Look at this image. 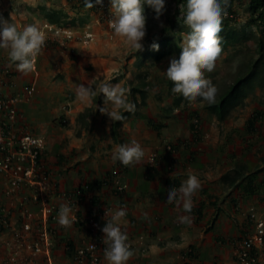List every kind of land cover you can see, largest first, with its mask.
<instances>
[{"label":"rangeland","instance_id":"rangeland-1","mask_svg":"<svg viewBox=\"0 0 264 264\" xmlns=\"http://www.w3.org/2000/svg\"><path fill=\"white\" fill-rule=\"evenodd\" d=\"M246 2L244 0L241 4L235 3L233 7L235 14L230 25L238 31L250 19ZM177 7L172 0H165L164 10L158 18L153 10L148 12L142 44L147 43L149 39L158 34L159 29L164 25V19L171 16ZM109 8V0H103L102 6H97L94 10L79 7L70 9L66 0H0V17H3L5 21L16 24L18 28L24 24L36 23L46 33L47 38L58 39L72 54L69 56L59 49L51 50L42 47L36 57L35 68L29 72L32 74L30 81L28 78L25 80L27 85H32L34 88L29 101L36 99L38 104L37 108L32 107L33 109L30 111L32 115L36 114L39 117L41 126L34 129L31 125H27L36 130L34 131L35 134L43 137L44 150L54 147L60 150L65 149L68 156H66L67 158L64 156L66 158L64 166L70 164L79 166L81 159H84L96 166L97 171L102 176L106 171L114 169L119 162L113 161L111 158L116 146L121 143H128L132 139L141 144L145 153L139 163L127 167L131 175L136 177H140L142 173L140 165H146L148 156L156 151L163 154L167 159L171 155V157H181L180 160L193 151V160L186 163V168L185 166L183 169L179 167L177 174L173 175V177L183 181L189 174H195L200 181L201 187L192 197V208L195 209L200 205V202H197L200 199L203 200L202 203L204 204L202 210L205 211L207 208V212L202 213V217L198 218L192 215V225L200 221L201 225H204V221L207 219L206 215L211 214V217L220 218L224 216L231 222H235L233 225L235 231L238 232L245 224H248L246 222L248 219L245 220V217L246 214L253 213L252 211L255 210L253 207L255 201L244 203L243 209L236 210L237 203L233 205L230 202V199L233 198V192L232 194L229 193L230 196L225 195L227 190L231 191V189L222 184L220 178L225 173L231 172L233 166L242 163L247 166L249 173L262 169V172L249 175L250 178L263 177L264 180V83L260 85L255 81L252 90L247 91L246 98L231 109L223 121H218L215 114L210 113L206 108L208 103L200 101L199 98L196 101L182 103L169 111V108L174 107V99L180 96L178 92L169 87L168 82L170 80L163 73L173 56L165 57L160 63L153 65L148 59L140 69L136 68L135 54L138 50H129L121 38L113 34L107 22L111 18ZM52 10L61 11L62 15H65L60 19V23L51 24L46 18L47 13ZM186 30L184 24L180 29L175 26L173 30L174 33L179 34L180 43L182 34ZM255 31L251 28L252 33ZM247 34L251 36L249 30ZM260 36L261 33L257 31L255 37L259 39ZM256 44L255 40L249 37L234 48L228 47L226 51L217 56L213 69L205 71V77L210 79L217 88L216 98L234 81L241 65L258 57ZM4 60L5 65L11 66L6 51L0 50V63H3ZM29 73L24 75L28 76ZM138 73H147L148 75L149 87L146 91L145 104L135 103V111L127 112L128 115L123 120L122 125L116 130V136L112 137L110 131L114 121L99 111V107L103 104V94H98L101 103L99 106L96 104L97 108L95 109L94 103H83L76 97V85L90 84L96 87L97 91L102 83L134 87L137 84L136 75ZM5 78L8 79L7 74L2 75V79ZM130 99L132 100L131 95ZM135 99L137 102L140 100L138 95L135 96ZM89 106L92 107V113L86 118V124L76 121L77 115ZM256 110L262 112V117L257 122V131L248 134L246 121ZM193 112L197 113L200 122L199 144L194 142V139L191 140V132L187 128L191 118H194ZM147 118L152 119L156 124L162 122L165 125L161 130L159 129L160 131L150 129L145 122ZM51 123L53 125H50ZM176 139H183V141L188 142L185 143V147H180L177 151L172 152V149L167 151L165 147ZM71 150L72 154L69 156ZM232 153L234 156L231 159L229 155ZM68 158L71 159L67 160ZM163 160L164 158L159 159L156 167L158 168L157 175L165 178L168 175L167 168L161 166ZM70 172L72 173V171ZM124 176L121 174L120 182L122 183H126ZM169 177L172 178V176ZM161 185L165 187L164 180H162ZM202 187L204 188L202 189ZM202 190L205 193H201ZM239 190L242 191V188ZM256 191L257 197L264 196V183L259 185ZM208 192L210 196H208ZM237 196L236 198L239 200ZM171 203L174 204V202ZM87 206L85 203L82 204L84 209H87ZM178 208V211L182 213V206L178 205ZM217 208L220 210L218 213ZM246 208H253L254 210H250L248 213ZM260 213H264V208ZM174 217L177 219V215ZM211 217L208 224L213 219ZM262 218L264 219V216ZM132 220L134 222H127L125 228L121 227L128 236L127 243L138 245L133 239L134 237L129 238L128 234H130L131 229L135 232L134 236L143 234V242L146 243H140L141 250L133 252L135 259H137V261H133L134 263L185 264L187 257L182 258L184 251L188 250L190 245L197 247L198 250L202 240L206 246L212 237L211 242L213 243L209 249H199V252L195 253L197 260L203 264H229L231 261V247L237 237L233 238V241L230 237L215 236L218 234L215 229L212 231L214 236H195L192 233L193 228L186 227L188 231H191L187 233L185 232V224L180 222L173 228L168 226L164 232L166 234H157L152 231V233H148L143 226L138 228V222L134 216H132ZM145 222L149 223V226L154 223L152 220H145ZM246 228L244 227V229ZM73 231L71 229L74 234ZM75 233L78 243L84 233L79 231H75ZM150 234L153 235L150 236ZM146 246L148 247L146 248ZM164 252H168L165 257H163ZM55 255L57 256L56 253ZM130 262L128 263L131 264Z\"/></svg>","mask_w":264,"mask_h":264},{"label":"clouds","instance_id":"clouds-1","mask_svg":"<svg viewBox=\"0 0 264 264\" xmlns=\"http://www.w3.org/2000/svg\"><path fill=\"white\" fill-rule=\"evenodd\" d=\"M102 0H84L85 8H93ZM111 18L107 21L113 34L121 38L129 50H140L145 35L144 6L153 10L158 18L163 10L165 0H109ZM182 20L186 31L182 34L178 54L171 57L164 75L172 82L171 88L188 101L215 102L217 88L205 71H211L215 60L221 52V24L224 9L222 0H185ZM46 33L36 23L17 27L0 17V50H5L10 64L21 73L31 72L35 60L46 41ZM154 49L158 48L153 44ZM98 79V77H97ZM130 87L120 84L102 83L97 91L90 84H77L76 97L83 103H91L98 94H103V104L99 111L112 121L124 119V112H134L136 104L130 99ZM97 105L95 103V109ZM145 153L141 144L132 139L128 143L116 146L112 160L122 165L131 166L139 163ZM201 187L195 174H189L179 187L167 189L165 200L182 206L184 215L178 222L190 224L193 194ZM71 208L62 203L58 209L57 219L62 226L70 225ZM126 211L122 207L109 210L108 218L102 228V240L105 242L104 256L108 264H126L131 248L127 243V234L121 228ZM105 217V214H104Z\"/></svg>","mask_w":264,"mask_h":264},{"label":"built area","instance_id":"built-area-1","mask_svg":"<svg viewBox=\"0 0 264 264\" xmlns=\"http://www.w3.org/2000/svg\"><path fill=\"white\" fill-rule=\"evenodd\" d=\"M33 92L29 85L13 96L0 95V264H103L97 249L109 208L103 214L87 212L79 195L59 189L51 169L39 162L44 139L20 124L17 109ZM165 148L171 150L169 145ZM155 156L150 154L147 162L152 164ZM125 187L115 181L118 191ZM62 203L71 208L70 225L81 228L85 237L73 251L56 244L59 230L68 240L67 228L56 226ZM248 218L252 230L233 242L229 264H264V219L252 213ZM57 248L64 253L62 262L55 256Z\"/></svg>","mask_w":264,"mask_h":264},{"label":"trees","instance_id":"trees-1","mask_svg":"<svg viewBox=\"0 0 264 264\" xmlns=\"http://www.w3.org/2000/svg\"><path fill=\"white\" fill-rule=\"evenodd\" d=\"M175 6H178L173 11V14L171 16H167L164 19V25L162 28L159 29L158 34L147 41V43L143 44V47L138 50L135 54V66L136 68L140 69L146 60H151V64L160 63L165 57L168 56H175L178 54L179 51V44H180V36L176 32L174 33L173 30L175 29V26H178V29L181 28V26L184 24L182 20V13L184 11L183 5L185 0H172ZM244 0H222V7L224 9L223 18H222V24H221V31L219 33V36L221 37V52L227 50L228 47L234 48L236 45H240L241 42L247 40L249 37L251 39L255 40L256 44V55L258 56L255 60L248 62L247 64H243L240 66L237 75L234 79V81L228 85L216 98L215 102L212 104L207 105V109L210 113L215 114L218 121H223L228 114V112L235 108L241 101L246 98V93L249 90H252L254 82L256 81L258 84L262 85L264 83V0H246L247 4V10L250 14V19L244 24L243 28L238 31L237 29L233 28L230 24L233 22L234 17V10L233 7L235 3H242ZM68 6L70 9H76L79 8H85L84 7V0H66ZM103 0L101 4H94L93 8H85L89 10L96 9L97 6H102ZM152 9L148 6H144L143 14L145 16V19L147 17V14ZM61 11H49L47 13L46 18L51 24L54 23H60V19L65 16L62 15ZM251 28L256 30L254 33L251 32ZM249 30L250 35L248 36L247 31ZM260 32L261 36L258 38L255 37L256 32ZM153 44H157L158 48L154 49L152 47ZM44 48L56 50L59 49L65 54H68L69 56H72V54L64 47L62 43L56 38H46L45 44L43 46ZM0 68L3 67V63H0ZM2 70V69H0ZM7 71V73H6ZM4 74H9L8 69L4 68ZM147 73H138L136 75L137 84L134 87H130V95L132 97L133 103H138L140 105L145 104L146 99V91L149 87V83H147ZM169 87L171 88L172 82H168ZM26 86V85H25ZM29 86V85H27ZM138 95L140 100L137 102L135 99V96ZM189 101L186 100L183 96H178L173 101L172 108H169V111L173 110V108H177L182 103H188ZM92 103H96L98 106L100 105L101 101L100 98L94 97L92 100ZM92 107L89 106L85 108L84 111L79 113L76 117V121L81 122L82 124H86V118L92 113ZM123 117L128 115L127 112H124ZM192 115L194 118H191V121L188 123L187 128L191 132V140L194 139V142L199 144V117L197 113L193 112ZM262 112L260 110L254 111L250 117L246 121V131L248 134H253L256 129L257 122L261 119ZM192 116V117H193ZM189 117H191L189 115ZM123 119V120H124ZM123 120L121 121H114L111 127V135L112 137L116 136V130L118 127H120L123 123ZM196 120V122L194 121ZM146 124L150 129H154L158 131L161 130L164 127V123L158 122L157 124L153 122L152 119L147 118L145 120ZM159 130V131H160ZM188 141L183 139H176V141L169 143L172 152L177 151L180 147H185ZM234 153V152H233ZM233 153L229 155V157L233 158ZM156 156L154 157V161L152 164L146 163L143 167V176L144 179L147 181H153L156 179L155 173H156V163L159 159H163V154L155 152ZM167 154V153H165ZM193 151L188 153L187 161L191 162L193 159ZM60 159V157H58ZM264 160V158H263ZM39 162L43 163L45 166L49 167L48 159L46 156V150H42L39 154ZM59 162V161H58ZM170 163L169 168L167 169V172H171L172 168L174 167V159H171L169 161ZM155 163V164H154ZM184 165V164H183ZM182 165V166H183ZM128 166L122 165L120 162L117 163L116 167L112 169L111 171H106V173L100 178V179H92V180H86L82 184L78 185V188H75L71 191H67L69 193H74L79 195L78 197L81 198V201L85 204H87V212H93L94 209H97L99 214H103L105 209L110 208V205L107 203L106 194L115 193L117 196L121 194L123 191H118L115 188V181L120 182L121 174L125 175L126 171L128 170ZM262 169H258L255 171H251L249 173L247 171V166L245 164H236L232 167L231 172H227L224 175L221 176L220 180L221 183L227 186L229 189H231L230 193L234 190H239V188H242V191L245 195L249 196L257 193L258 186L261 185V183H264V180L259 184L256 182L255 178H250L249 174H254L258 172H262ZM115 171L114 174L112 172ZM181 180L177 177L170 178L167 176L164 179V184L168 188L171 187H179L181 184ZM122 183V182H120ZM124 184V183H122ZM242 186V187H241ZM167 191V190H166ZM203 193V190L201 191ZM210 196V195H208ZM261 201L264 204V196L261 197ZM230 202H232L233 205L237 203L236 198H231ZM214 204V203H212ZM203 203L201 202L200 205H198L195 209L191 210L190 215H195L196 218L202 217L203 213ZM219 208H217V213L219 212ZM216 213V214H217ZM213 219L211 222H214L216 220V217L213 216ZM104 221L101 222L103 226ZM74 227H77L76 225ZM251 228V227H250ZM77 229V228H76ZM61 232V231H59ZM251 232V229L248 230L246 233ZM102 233V232H101ZM245 234L240 235L235 239H241L243 238ZM103 236V233H102ZM55 239L57 241V246H64L67 245L70 248V251H73L75 246L78 244L76 243L72 238L68 240H64L65 238L61 237V234L56 233ZM233 240V238H231ZM230 240V241H232ZM234 241V240H233ZM232 241V242H233ZM106 247L105 242L102 240L99 242L98 246V254L99 257L104 254V248ZM199 252V249L197 250V247L190 245L188 247V250L184 251L182 254V258L187 257V261L185 264H190L193 262L194 264H203L199 260H197V254ZM192 263V264H193Z\"/></svg>","mask_w":264,"mask_h":264},{"label":"crops","instance_id":"crops-1","mask_svg":"<svg viewBox=\"0 0 264 264\" xmlns=\"http://www.w3.org/2000/svg\"><path fill=\"white\" fill-rule=\"evenodd\" d=\"M5 60L3 61V67L0 68L2 70H0V95H5V96H13L17 93H20L23 88L25 87V85H27V81H30L32 74L29 73V75H24L26 73H21L20 71H18L17 69H15L14 66H8L7 64L5 65ZM4 68L8 69V79H2V75L4 74ZM7 73V71H6ZM5 75V74H4ZM28 78V79H27ZM37 100H33V101H22L20 103H18L17 105V109L19 111V114L21 116V122L20 124L22 125H26L27 124L31 125L34 129L40 127V121L38 120V116L36 114L32 115L31 111L34 108H37ZM33 116V117H31ZM50 123V122H48ZM50 125H53L52 123ZM29 127V126H28ZM30 128L31 131H36L33 130V128ZM46 156L48 159V163H49V168L52 171V175L54 180L56 181L57 187L61 190H65V191H71L75 188H78L79 184H82L83 182H85L86 180H92L95 178L100 179L102 177V174L100 175V173L97 171L98 169H96V166L88 163L86 160L81 159V164L79 166L77 165H72L70 164L69 166H64L66 164V156H68V153L65 151V149H58L56 147L54 148H46ZM72 154V150L69 152V156ZM66 158H65V157ZM58 157H60V159H58ZM187 157L188 155H186L184 157V159L180 160L181 157H177V156H173L171 157V155L168 157L169 159L164 157V160L161 161V166H163V168H169V161L171 159H174V167L172 168L171 172H167L168 176H172L175 174H177V172L179 171V167L180 169H183L184 166L185 168L187 167L186 165V161H187ZM71 158H68L67 160H70ZM77 160V159H76ZM59 161V162H58ZM184 164V165H183ZM159 165V164H158ZM183 165V166H182ZM141 169H142V173L140 175V177H136L131 175L129 169L126 171L125 174V180L126 183H124L126 185V189L123 190V192H121V194L119 196H117L115 193L111 194L110 191L108 194H106V198H107V203L110 205L109 210H114L117 207H122L125 209L126 211V216L123 218L122 223H121V227L125 228L127 225V222H134V220H132V216H134L138 222V228L139 227H144L145 231H148V233H157V234H166L164 233L165 230L168 229V226H170L171 228H173V226L178 225V219H176L174 216L177 215V218L180 215H184V212H180L178 211V205L174 202V204H172L171 202H168L165 200L166 197V193H167V187L161 185L162 180H164L165 178H163L162 176L157 175L158 172V168L156 167V179L153 181H147L144 179L143 176V166L140 165ZM72 171V173L70 172ZM98 175V176H97ZM166 175V176H167ZM263 178V177H262ZM262 178H255L257 183H261L262 182ZM262 184V183H261ZM204 186V185H203ZM206 187V186H205ZM204 187H202L203 189ZM207 192V191H206ZM233 192V198H236L237 196L239 198V200H237V205H236V210H241L243 209L242 205L244 203H252L253 201H255V205L253 206V208H246L245 210L248 211V213L250 212V210H254L252 211L255 215V217H260L262 218L264 216V213H260L261 210H263L264 208V204L261 201V197L263 196H259L257 197V193L255 192L252 195H245L243 193V191L240 190H234ZM203 193H205L203 191ZM229 190H227V192L225 193V195H229L232 194L230 193ZM210 193L208 192V195ZM257 198V199H256ZM237 199V198H236ZM256 199V200H255ZM215 200V199H214ZM247 202H246V201ZM197 202H203V200H198ZM125 203H127L125 205ZM240 203V204H238ZM176 205V207H175ZM97 210V209H94ZM177 210V212H176ZM257 210V212H256ZM204 211V210H203ZM176 212V214H175ZM207 212V208H205V211L203 213ZM134 213V215L132 214ZM170 214V215H169ZM250 214V213H249ZM249 214H246L245 220L246 218L248 219L246 222L248 223L247 226L246 224L244 225V227H247L246 229H244V227H242L238 232H236L235 230V226L233 225L234 223L231 222L230 220L226 219L224 216H221L220 218L217 217L216 220L214 222H211L208 224V220L211 217V214L206 215V220L204 221V225H201V221L198 222L197 224H193L192 222L190 224H185V229L186 227L189 229H192V233L195 236H202V237H207V236H214V234H212V231L215 229V232L217 231V235L215 236H226V237H230L231 238H235V237H239L242 234H245L248 230H250L251 228V220H249L248 216ZM156 215V216H155ZM191 216V215H190ZM130 218V219H128ZM192 218V216H191ZM212 218V217H211ZM145 220H152L154 223H152V226H149V223H146ZM192 221V219H191ZM195 221V220H194ZM193 221V222H194ZM196 222V221H195ZM141 225V226H140ZM56 226H60L59 223L56 224ZM193 226V227H192ZM67 229H65V236L70 239L72 238L76 243V238H75V231H79L80 233L83 234L82 229L78 228L77 229L74 226L71 225H67L65 226ZM153 227V228H152ZM152 228V230H151ZM155 228V230H154ZM74 232V234L71 232ZM211 229V230H209ZM129 230V229H128ZM209 230V231H208ZM252 230V229H251ZM60 231V230H59ZM59 234L62 235V232H59ZM152 231V232H151ZM208 231V232H207ZM125 232V231H124ZM187 233H190L191 231H188V229H186ZM207 232V234H206ZM147 233V232H146ZM156 234V235H157ZM247 234V233H246ZM129 235V238L132 236L133 239H135V242L138 245H131V248L133 246V249L131 250V255L128 258L126 264H129L128 262H130L131 260V264H137L134 263L133 261H137V259H135V255L133 254V252L135 251H139L141 250L140 248V243L141 244H146L145 241L143 242V237L141 234H136L135 232H133V230L131 229V232ZM147 235V234H146ZM145 235V236H146ZM153 234H150V236ZM128 237V236H127ZM82 239H80L78 241V243H80L83 239H85L84 234L81 237ZM213 238V237H212ZM210 238V242L207 243L206 246H204V242L202 240V244H199L198 249H209V247L211 246V244L213 242H211ZM228 239V240H230ZM205 241V239H204ZM232 244V243H231ZM140 245V246H139ZM233 245V244H232ZM137 246V247H135ZM139 246V247H138ZM226 246H229L226 244ZM135 247V248H134ZM148 246H146L147 248ZM140 248V249H139ZM230 248V247H229ZM145 249V247H144ZM143 250V249H142ZM55 253L57 254L56 258H60L59 261H63V256L64 253L62 252L61 249L57 248L55 250ZM168 252H164L163 257L167 256ZM219 258H221L220 255H218ZM224 257V256H222ZM231 258H232V247H231ZM230 258V259H231ZM101 260L103 262V264H108V261L105 259L104 254H102L101 256ZM139 262V259H138ZM142 262H140L141 264Z\"/></svg>","mask_w":264,"mask_h":264}]
</instances>
